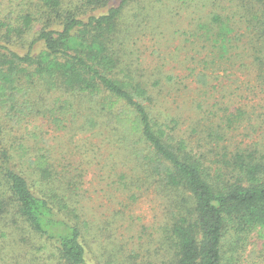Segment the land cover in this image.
<instances>
[{
	"label": "trees",
	"instance_id": "16d2710c",
	"mask_svg": "<svg viewBox=\"0 0 264 264\" xmlns=\"http://www.w3.org/2000/svg\"><path fill=\"white\" fill-rule=\"evenodd\" d=\"M238 2L264 84V0ZM147 5L158 3L0 0V264H90L98 235L80 190L92 159L75 158L87 151L99 153L107 186L159 198L155 235L139 248L147 264H236L254 238L264 262V150L226 143L232 116L194 142L155 110L148 76L127 57ZM212 20L224 48L230 20ZM43 119L70 135L58 153L38 131ZM75 134L98 138L72 159ZM108 224L98 225L111 245L106 264H135L134 249L111 244Z\"/></svg>",
	"mask_w": 264,
	"mask_h": 264
},
{
	"label": "rangeland",
	"instance_id": "374dc122",
	"mask_svg": "<svg viewBox=\"0 0 264 264\" xmlns=\"http://www.w3.org/2000/svg\"><path fill=\"white\" fill-rule=\"evenodd\" d=\"M156 1L157 8L147 5L148 18L133 27L127 50V57L148 76L155 110L163 118H175L180 133H191L194 142L206 136L211 120L219 123L223 117L232 116L235 121L224 130L226 143L263 151L264 84L256 78L259 64L251 56V33L241 18L245 8L238 0ZM214 14L230 20L232 32L227 34L224 48L209 30L216 27L212 24ZM54 130L46 119L38 128L42 139L52 143L58 153L70 135ZM74 138L68 144L70 150L64 153L72 159L77 145L98 137L77 134ZM83 155L75 153V158L83 157L82 163L89 159L92 162L84 165L81 203L93 224L91 232L98 235L90 243V264H106V249L110 250L111 245L98 227L106 221L110 222L108 233H112L115 249L123 247L125 253L134 249L135 264H147L148 257L139 248H146L149 235H155L159 198L146 190L130 199L121 190L107 186L105 169L99 170V153L87 151ZM114 170L112 178L118 171ZM259 245L256 238L249 242L236 264H264L257 255Z\"/></svg>",
	"mask_w": 264,
	"mask_h": 264
}]
</instances>
